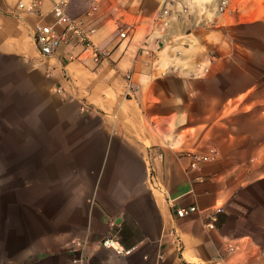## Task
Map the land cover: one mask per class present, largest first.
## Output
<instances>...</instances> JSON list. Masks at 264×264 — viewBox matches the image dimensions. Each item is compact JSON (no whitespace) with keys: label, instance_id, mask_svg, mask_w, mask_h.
<instances>
[{"label":"crops","instance_id":"crops-1","mask_svg":"<svg viewBox=\"0 0 264 264\" xmlns=\"http://www.w3.org/2000/svg\"><path fill=\"white\" fill-rule=\"evenodd\" d=\"M31 1L0 0V62L47 102L36 160L6 162L0 264H264V0H71L100 63L74 38L43 58Z\"/></svg>","mask_w":264,"mask_h":264},{"label":"rangeland","instance_id":"rangeland-1","mask_svg":"<svg viewBox=\"0 0 264 264\" xmlns=\"http://www.w3.org/2000/svg\"><path fill=\"white\" fill-rule=\"evenodd\" d=\"M19 59H14L12 64L0 62V208L8 207L6 162L17 155H33L32 159L36 160L40 119L47 109L44 94L39 92L38 78L26 74L25 68L20 67L25 62Z\"/></svg>","mask_w":264,"mask_h":264},{"label":"built area","instance_id":"built-area-1","mask_svg":"<svg viewBox=\"0 0 264 264\" xmlns=\"http://www.w3.org/2000/svg\"><path fill=\"white\" fill-rule=\"evenodd\" d=\"M71 0H52V14L54 17V23L48 24L39 21L35 25V40L38 51L43 58H51L55 55L58 48L63 42H70L71 38H74L78 44L82 45L85 50H90L92 58L95 62L100 63L108 57V53L99 47H97L89 36V32L83 29L82 23L78 20L72 19L68 14V6ZM44 0H33L30 3H21L19 8L29 15H42V7ZM227 6V0H223L219 6V12L223 13ZM96 9V8H95ZM58 26H63L65 29L63 32L58 31ZM122 38L126 37V32L120 34ZM218 156L217 150L209 156L193 154L191 168L198 167L200 161L215 160ZM198 210L197 207L182 208L178 210V216L185 217ZM224 208H218L213 214L212 222L209 224L211 229L215 228L217 222V215L222 213ZM104 245L110 248H114L117 252L121 250L115 248L113 245V239L109 238L105 240Z\"/></svg>","mask_w":264,"mask_h":264}]
</instances>
